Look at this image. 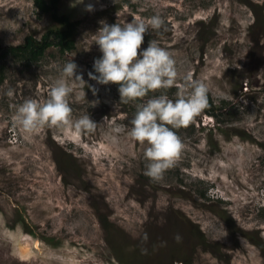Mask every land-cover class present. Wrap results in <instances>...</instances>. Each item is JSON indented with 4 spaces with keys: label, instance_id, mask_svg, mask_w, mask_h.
Here are the masks:
<instances>
[{
    "label": "rangeland",
    "instance_id": "374dc122",
    "mask_svg": "<svg viewBox=\"0 0 264 264\" xmlns=\"http://www.w3.org/2000/svg\"><path fill=\"white\" fill-rule=\"evenodd\" d=\"M157 12L168 30L149 29L141 49L158 40L177 60L178 85L189 74L206 82L219 121L201 112L174 129L184 149L152 181L147 143L127 130L136 104L163 90L123 103L118 85L87 73L102 55L93 44L101 20ZM59 13L80 22L75 50L52 46L31 62L8 50L59 26L33 0H0V264H264V0H61ZM70 59L98 90H74L72 118L89 113L97 129L12 127L16 105L46 100ZM115 125L125 126L117 144L105 139Z\"/></svg>",
    "mask_w": 264,
    "mask_h": 264
},
{
    "label": "clouds",
    "instance_id": "9594fccd",
    "mask_svg": "<svg viewBox=\"0 0 264 264\" xmlns=\"http://www.w3.org/2000/svg\"><path fill=\"white\" fill-rule=\"evenodd\" d=\"M83 4L84 0H76ZM85 10L92 12L94 4L89 3ZM99 29L93 34L95 45L102 55L94 59L93 71L87 73L88 79L97 85H118L120 102L129 103L146 97L149 92L163 90L144 103L136 104V112L131 119L127 135L140 144L147 143L144 149V175L152 181L163 179L166 171L174 167L180 157L184 143L174 129L187 127L193 119L209 106V88L206 82L186 75V83L179 84L177 60L168 49L160 46L156 39L148 41L141 49L145 34L149 29L161 35L167 24L157 12L150 17L133 18L130 22L108 24L101 20ZM139 50V51H138ZM177 86L176 99H170L167 90ZM88 87L93 95L98 91L89 85L78 72V65L70 59L59 68V75L49 88L44 101L25 99L16 105L11 117L12 127L20 128L25 134H35L43 127L71 128L75 133L94 132L98 123L85 113L72 118L73 109L69 97L79 89V97H84ZM12 89L6 93L12 97ZM5 121L2 126H7ZM124 125H115L105 132V139L113 144L119 143V133ZM147 233L143 239L147 240ZM177 243L182 237L175 236Z\"/></svg>",
    "mask_w": 264,
    "mask_h": 264
},
{
    "label": "trees",
    "instance_id": "16d2710c",
    "mask_svg": "<svg viewBox=\"0 0 264 264\" xmlns=\"http://www.w3.org/2000/svg\"><path fill=\"white\" fill-rule=\"evenodd\" d=\"M61 0H33L36 9L42 15H49L51 19L59 26L54 30H49L40 41L28 37L23 45L10 47L8 54L15 57L25 58L28 61L35 62L42 58L46 51L52 46H56L64 52H73L75 50V36L80 26L79 21H73L69 16L60 15L59 5ZM5 53L0 52V59ZM209 106L202 111L207 117L219 121L216 106L208 95ZM187 264V263H186Z\"/></svg>",
    "mask_w": 264,
    "mask_h": 264
}]
</instances>
